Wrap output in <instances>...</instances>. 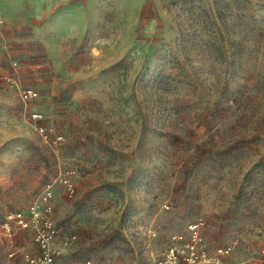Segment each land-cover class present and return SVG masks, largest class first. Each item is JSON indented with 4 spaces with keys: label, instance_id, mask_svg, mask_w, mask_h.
I'll use <instances>...</instances> for the list:
<instances>
[{
    "label": "rangeland",
    "instance_id": "rangeland-1",
    "mask_svg": "<svg viewBox=\"0 0 264 264\" xmlns=\"http://www.w3.org/2000/svg\"><path fill=\"white\" fill-rule=\"evenodd\" d=\"M68 169L55 264H151L199 222L210 257L264 264V0H1L0 225ZM38 254L0 228V264Z\"/></svg>",
    "mask_w": 264,
    "mask_h": 264
},
{
    "label": "built area",
    "instance_id": "built-area-1",
    "mask_svg": "<svg viewBox=\"0 0 264 264\" xmlns=\"http://www.w3.org/2000/svg\"><path fill=\"white\" fill-rule=\"evenodd\" d=\"M9 81L18 90L24 103L39 98V92L36 89L22 87L13 79H9ZM30 115L32 121L35 122V130L42 142L58 153L65 142L64 136L57 133L50 126L36 125L45 119L43 114L32 112ZM75 178L76 170L74 169H68L66 172L61 173L44 186L39 198L32 202L27 209L10 212L0 225L2 232L12 238L18 231L22 230H30L33 233V241L39 250V254L35 256L27 255L26 261L29 264H55L56 259L60 258L76 241L77 237L74 234L62 237L61 231L54 220L57 187L60 185L64 188L67 196L73 197L77 192ZM200 225H202L201 222L189 226L191 231L189 242L183 243L185 238L179 236L176 239L183 245L180 248H170L161 255L154 257L151 264H231L225 263L222 259L224 255L229 254L230 249H220L214 257H210L208 253L200 249ZM88 264L99 263L88 262Z\"/></svg>",
    "mask_w": 264,
    "mask_h": 264
},
{
    "label": "crops",
    "instance_id": "crops-1",
    "mask_svg": "<svg viewBox=\"0 0 264 264\" xmlns=\"http://www.w3.org/2000/svg\"><path fill=\"white\" fill-rule=\"evenodd\" d=\"M0 2H1V0H0ZM13 16V15H12ZM13 20H14V18H13Z\"/></svg>",
    "mask_w": 264,
    "mask_h": 264
}]
</instances>
